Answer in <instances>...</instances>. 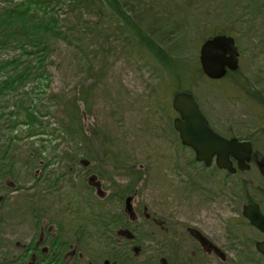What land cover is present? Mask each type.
Listing matches in <instances>:
<instances>
[{"label": "rangeland", "instance_id": "rangeland-1", "mask_svg": "<svg viewBox=\"0 0 264 264\" xmlns=\"http://www.w3.org/2000/svg\"><path fill=\"white\" fill-rule=\"evenodd\" d=\"M127 1L133 28L160 34L162 46L181 60L188 73L193 71L189 88L211 128L226 138L251 139L255 151L263 154L264 0ZM92 2L95 15H81L64 6L55 9L60 29L57 39L50 41L51 55L38 66L44 77L29 76L16 84L14 92H5L1 106L8 116L0 122V139L4 145L10 139L13 151L9 182H0V242L4 244L0 262L13 254V246L4 240L27 243L37 238L41 226L60 229L64 241L76 233L94 240L102 225L121 212L108 196L114 188L129 187L136 175L134 208L198 229L223 252L224 259H214V264H264L249 244L262 241L263 236L242 217L247 196L264 213L262 177L252 167L235 180L195 161L172 124L177 116L171 108L172 97L186 85L160 70L138 47L134 30L115 15L110 0ZM35 6L32 0H0V13L6 9L16 15L15 9L21 7L18 14L26 13L28 20L29 11L41 9ZM4 14L5 10L0 17ZM10 31L16 41L30 32L13 27ZM222 32L235 39L238 71L221 81H209L194 72L200 67L199 49L206 38ZM8 41L0 40L5 43L0 47V67L10 64L0 69V83L12 73H23L25 67L32 74L42 58L29 52L22 58L8 45L15 43ZM14 60L19 67L11 65ZM167 64L173 68L171 62ZM17 105L21 111L14 114L11 132L8 127L14 118L9 120V113ZM25 108L34 113L36 122L25 118ZM74 110L78 129L86 136L84 143L66 129ZM30 144L40 153L38 164L31 159ZM79 160L90 163L79 165ZM91 175L97 193L88 183ZM243 179H250L254 186H244ZM17 189L21 190L11 192ZM139 225L148 224L141 219ZM116 232L117 228L110 232L111 255L118 243ZM84 242L90 244L88 253L94 258L102 251L99 245ZM145 244L151 251L150 242Z\"/></svg>", "mask_w": 264, "mask_h": 264}, {"label": "flooded vegetation", "instance_id": "flooded-vegetation-1", "mask_svg": "<svg viewBox=\"0 0 264 264\" xmlns=\"http://www.w3.org/2000/svg\"><path fill=\"white\" fill-rule=\"evenodd\" d=\"M245 141L250 143L252 149L249 169L240 171L237 169V163L233 161L235 173L221 171L238 180L239 177H244L252 167H255L264 181V150L263 154H259L255 151L251 139ZM212 166L218 169L214 163ZM9 178L8 175L0 176V182L2 180L9 182ZM91 178L94 176H90L88 183L96 191L98 187L94 184V179ZM134 179L136 180L134 181ZM242 183L244 186H254L250 179H243ZM127 185L129 187H122V190L114 188L113 193L108 196V201L117 202L120 205L121 212L116 218L110 217L109 222L102 225V232L97 234L94 240L85 238L83 233H76L70 241H64L60 229L41 226L37 238H32L27 243H20L18 240L14 242L4 240L5 243L7 242L6 245L13 246L11 248L13 254L0 264H207L208 258L211 259L210 264H214V259L216 261L224 259L222 250L198 229L159 219L156 213L150 216L144 208L142 211L134 208L133 202L137 197L135 189L138 188L137 176L134 175ZM128 189L131 190L128 191ZM247 198L248 200L246 199V203L242 207L257 205L264 216L259 203L249 196ZM141 219H144L148 225H139ZM115 228H117L115 234L118 236L117 250L113 249L114 255H111L110 232ZM84 229L81 228L83 232ZM258 232L263 236L262 241H264V234ZM80 241L82 242L80 243ZM84 241H91L94 245H99L98 250L102 251L94 258L91 253H88L90 244ZM146 241L150 242L151 251L145 248ZM249 243L253 242L249 241ZM3 245L0 242V246ZM252 246L255 248V244ZM147 253H150V256L144 259Z\"/></svg>", "mask_w": 264, "mask_h": 264}, {"label": "trees", "instance_id": "trees-1", "mask_svg": "<svg viewBox=\"0 0 264 264\" xmlns=\"http://www.w3.org/2000/svg\"><path fill=\"white\" fill-rule=\"evenodd\" d=\"M93 0H32L33 4L36 5L35 7H41L38 10H33L28 12V20L26 18V13L18 14L21 7H17L15 9L16 15H13L11 12L12 10H6L3 9V11L0 14H3L5 10V14L0 17V40L4 39L12 41L15 43L14 46L8 44L11 49L14 47V49H17L20 52V56L23 58L24 56H27L28 54L26 52H29V56L33 55H40L42 56L41 61L39 60L37 67L35 71L30 74L29 70L24 68L23 73L14 75L12 73V76L7 78V81L0 83V122L5 121L6 114H4V108L2 105V101L5 98V92L7 90H11L14 92V89L16 84L22 83L25 79L29 78V76H32L35 78L34 80H39L43 78L44 76H40L38 66L41 65L42 62L46 63V60H48L49 56L52 53V46L50 41L53 37L58 36L59 32V25L55 19V9L58 7L64 6L70 11L76 12L78 14H94L93 11L95 10V7L92 3ZM106 1V0H104ZM109 0H107L108 2ZM137 0H132V2ZM109 7L113 10L116 16H118L121 19H124V22L126 25L130 26L134 31H132L134 35V41L137 43L138 47L140 49H143L147 52L149 56H151L152 61L156 62V64L159 66L160 70L168 71L170 73V76L174 78L176 82H182L186 85V89L184 92L192 93L189 85L190 82L193 80V71L192 73H188V69L185 67H182L181 60L177 59V57L173 56L171 53H169V49L167 47L162 46V39L163 37L160 34L155 35L154 32H152V35L147 34L145 31H141L139 28L138 30L133 28V24L130 22V19L128 17V12L126 11L127 6L129 7L130 4H128L127 0H124V3H121L119 0H110ZM9 9V8H8ZM11 13V14H10ZM54 15V16H53ZM13 16L15 17V20L13 19ZM120 19V20H121ZM133 22V20H131ZM12 23V24H11ZM133 26H132V25ZM11 27H13L16 31H18V28L25 30L24 33L29 32L26 35V38H22L20 41H16V35L11 33ZM135 27V26H134ZM154 31V30H152ZM223 34H226L227 32H222ZM221 33V34H222ZM62 36V34H61ZM56 38V37H55ZM67 38L64 36V39ZM14 39V40H13ZM57 39V38H56ZM2 42V41H1ZM3 44L0 43V47L3 48ZM44 57V58H43ZM17 61H13L11 64L12 66H18L16 65ZM168 62H171L173 64V68H168ZM175 65V66H174ZM10 67V64L1 66L0 69H4ZM200 68V67H199ZM196 69L194 72H198L200 75H202L201 69ZM38 69V70H37ZM232 74H228V77ZM32 80V78H31ZM174 83V82H173ZM256 99V98H255ZM18 104H21L18 102ZM18 108L15 106L12 107L14 109V112L9 113V120L10 118H14V114H16L17 111H21L19 109V105H17ZM27 116L25 117L28 119L29 122H36L35 115L30 111L29 109H26ZM34 112H36V107L33 109ZM68 116V123L67 128L72 133L75 132L76 135L80 136L82 139V142L84 143L86 140V136L84 132L81 130V128L78 129V123L77 120V113L76 110ZM68 115V114H67ZM17 119V116H16ZM76 119V120H74ZM15 124V118L13 121L9 124L8 129H12ZM36 124V123H35ZM33 125V127L35 126ZM80 126V123H79ZM76 128V129H75ZM74 129V130H73ZM34 133L32 132V135L30 133V137L34 136ZM14 142V141H13ZM7 144L4 145L3 138L0 139V176L8 175L10 172V166H11V156H12V147L13 144L10 142V139L6 142ZM30 152L32 154V161L34 163H39L40 159V153H37L39 151H35L34 145L30 144ZM86 154V155H85ZM75 156V154H73ZM85 157H88L87 153H84ZM90 158V157H88ZM83 163L87 164L83 160H79V165ZM88 162V161H87ZM88 166V165H87ZM2 167V168H1ZM4 167H7L4 169ZM6 170L7 173H4V170ZM92 171H88L90 173ZM4 173V174H3ZM131 189H128V191ZM250 245H253L252 243H249Z\"/></svg>", "mask_w": 264, "mask_h": 264}, {"label": "water", "instance_id": "water-1", "mask_svg": "<svg viewBox=\"0 0 264 264\" xmlns=\"http://www.w3.org/2000/svg\"><path fill=\"white\" fill-rule=\"evenodd\" d=\"M238 49L231 37L217 35L207 39L199 50V63L203 74L210 80H221L228 72L238 69ZM173 111L177 117L173 128L181 145L194 152L195 160L209 168L213 163L219 170L235 173L237 169H249L251 145L236 138L226 139L216 133L202 113L194 95L177 93L172 98ZM94 179V178H91ZM243 217L249 224L264 234V216L257 205L243 208ZM256 251L264 256V241L255 244Z\"/></svg>", "mask_w": 264, "mask_h": 264}]
</instances>
